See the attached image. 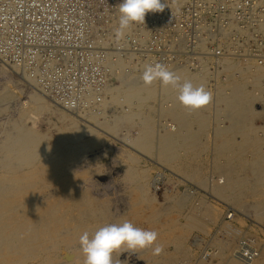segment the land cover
<instances>
[{"label": "bare ground", "instance_id": "bare-ground-1", "mask_svg": "<svg viewBox=\"0 0 264 264\" xmlns=\"http://www.w3.org/2000/svg\"><path fill=\"white\" fill-rule=\"evenodd\" d=\"M96 1L86 30H71L96 50L92 77L65 70L44 86L41 68L76 62L65 50L0 62V264H83L80 236L123 220L156 231L162 250L121 253V264H264V0H247L242 17L243 0H164L123 36L121 0ZM190 7L195 58L166 24ZM153 39L173 56H154ZM149 65L204 84L213 101L183 108L176 89L145 83ZM65 86L66 99L53 93Z\"/></svg>", "mask_w": 264, "mask_h": 264}, {"label": "built area", "instance_id": "built-area-1", "mask_svg": "<svg viewBox=\"0 0 264 264\" xmlns=\"http://www.w3.org/2000/svg\"><path fill=\"white\" fill-rule=\"evenodd\" d=\"M43 2L47 3L43 4ZM7 6L11 7V10H7ZM251 7L252 4L249 3V1H241V4L235 9V17H242L243 13L246 14ZM219 8L222 9V6L219 5ZM65 10L66 8L64 6L59 8L57 0H0V28L2 32H4V40L0 42V53L2 52L0 59L2 63L9 66L12 63L22 65L26 59L34 55H40L42 54L41 52L47 54V57L52 56L54 57L53 59H55L65 50L75 54L74 59L76 62H73L72 65L69 61L67 63L68 65L61 66L58 64L59 61H56L53 73L51 75L47 74L44 68H41L40 77L44 78L47 82H54L56 85L57 83L59 84V82L52 81L51 77H54L53 79L55 80H62L63 82L61 83H64L65 80L63 78L69 76L63 73L65 70L77 75L81 74L83 77H92L90 70L98 69V66L90 60V54L96 50L91 48L92 45L90 46L88 44L90 41L87 34L83 35V37H78L79 34L73 35L71 30L76 29V31H80L81 33L86 30L87 24L95 18H90L88 11H83L82 13L71 11L69 14L63 15ZM167 15L166 18L168 20H166V24L168 23V27L175 24L179 25L181 30L185 33L184 37L187 42L186 54L189 57L195 58L196 53L192 49L194 27L196 25L194 19L196 11L194 7H190L189 10L184 11L185 18L181 20L172 16L171 12H168ZM243 21H245V19H243ZM76 23H78V25ZM77 26H81V28L77 30ZM13 27L17 28L14 29ZM12 31L13 34H10ZM62 31L64 33H60ZM66 34L68 35L66 36L68 42L62 40ZM129 41L132 43L131 46L136 45L134 39H129ZM155 42L156 40L153 39V46L151 47L154 56L156 55L159 58L173 56L170 50L164 46L165 44H157ZM69 44H71V46L72 44L82 46V49L81 51L69 50V48L63 49V51L59 50ZM10 46H13V48H10ZM35 47H39V51L36 50V53H34ZM216 53H219V51H216ZM68 92L69 90L66 86L63 87L60 92L53 91L56 95L58 93L61 99H66ZM48 93L52 97L53 93L50 91H48ZM242 250H245L242 256L243 258H246V254L254 253L250 245L244 241H242L238 249L240 255Z\"/></svg>", "mask_w": 264, "mask_h": 264}, {"label": "clouds", "instance_id": "clouds-1", "mask_svg": "<svg viewBox=\"0 0 264 264\" xmlns=\"http://www.w3.org/2000/svg\"><path fill=\"white\" fill-rule=\"evenodd\" d=\"M166 7L164 0H121L118 5L119 23L116 28L118 36L134 24H144L146 13L160 12ZM143 80L146 84L159 80L164 87L176 89L177 102L185 109L197 111L213 101V93L204 84L194 85L191 80H183L163 65L147 66ZM158 233L136 227L132 222L123 220L119 223L105 224L89 235L86 231L79 238V250L83 256V264H121L119 255L124 252L153 248ZM155 253L162 249L159 245L153 248Z\"/></svg>", "mask_w": 264, "mask_h": 264}, {"label": "rangeland", "instance_id": "rangeland-1", "mask_svg": "<svg viewBox=\"0 0 264 264\" xmlns=\"http://www.w3.org/2000/svg\"><path fill=\"white\" fill-rule=\"evenodd\" d=\"M88 1H90V2H88ZM96 1V0H95ZM94 0H57V2H58V6H59V8H61L62 6H64L65 8H66V10H65V12H63V15H67V14H69V12H71V11H75V12H80V13H82L83 11H88V14H89V17L90 18H92V17H94V18H96V14H95V12H94V16H93V11H92V9H91V7H90V5H92V3L91 2H95ZM98 1V6H99V0H97ZM97 1H96V3H97ZM106 1V2H105ZM109 3L110 2V0H103V3ZM45 3H47V2H43V4H45ZM111 3V2H110ZM30 4V3H29ZM111 5H112V3H111ZM92 6H94V5H92ZM110 6V5H109ZM111 7V6H110ZM96 8H98L97 6H96ZM95 9V8H94ZM79 13V14H80ZM79 16V15H78ZM77 17V16H76ZM74 20V19H73ZM77 25H78V23H76ZM81 28V26H77V30H79V29ZM60 37V36H59ZM66 48H69V49H72V50H79V51H81V49H82V46H79V45H73L72 44V46H71V44H69V45H65L64 46V48H60L59 50H63V49H66ZM113 49H115V50H118V48H117V46H113L112 47ZM130 49V47L129 46H127V47H125V48H123V49ZM0 62H2L1 61V59H0ZM4 64V63H3ZM5 65V64H4ZM9 66V65H8ZM20 75V74H19ZM87 77V76H86ZM20 79V78H19ZM86 79V78H85ZM21 80V82H22V84L23 85H25L26 83L24 82V80L23 79H20ZM41 80V82L43 83V82H45V84L43 83V85L44 86H47L50 82H46V80L44 79V78H41L40 79ZM82 80H84V79H82V78H79V80H77L76 82H80V81H82ZM60 82H63L62 80L60 81ZM25 86H27V85H25ZM25 89H28L29 90V87L27 86ZM62 93V92H61ZM63 94V93H62ZM51 97V96H50ZM1 117V116H0ZM258 124V123H257ZM157 171H160V169L158 168L157 169ZM214 202H215V200H213ZM221 204V203H220ZM221 206L223 207V208H225L226 209V205L225 204H221ZM234 212H235V214L236 215H241L240 214V212H238V210H234Z\"/></svg>", "mask_w": 264, "mask_h": 264}]
</instances>
